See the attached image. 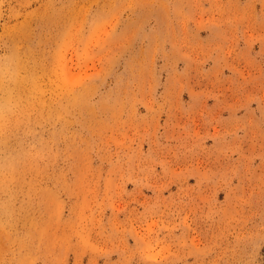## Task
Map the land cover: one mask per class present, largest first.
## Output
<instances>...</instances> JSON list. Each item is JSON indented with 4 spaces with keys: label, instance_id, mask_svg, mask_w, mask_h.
Instances as JSON below:
<instances>
[{
    "label": "rangeland",
    "instance_id": "obj_1",
    "mask_svg": "<svg viewBox=\"0 0 264 264\" xmlns=\"http://www.w3.org/2000/svg\"><path fill=\"white\" fill-rule=\"evenodd\" d=\"M0 264H264V0H0Z\"/></svg>",
    "mask_w": 264,
    "mask_h": 264
}]
</instances>
